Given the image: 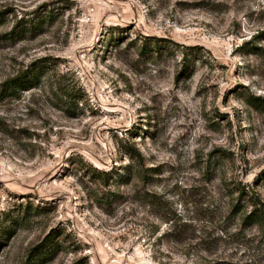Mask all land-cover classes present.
Masks as SVG:
<instances>
[{"label": "rangeland", "instance_id": "obj_1", "mask_svg": "<svg viewBox=\"0 0 264 264\" xmlns=\"http://www.w3.org/2000/svg\"><path fill=\"white\" fill-rule=\"evenodd\" d=\"M32 63L0 264H264V0H0V82Z\"/></svg>", "mask_w": 264, "mask_h": 264}, {"label": "trees", "instance_id": "obj_2", "mask_svg": "<svg viewBox=\"0 0 264 264\" xmlns=\"http://www.w3.org/2000/svg\"><path fill=\"white\" fill-rule=\"evenodd\" d=\"M17 35H18V31L17 29H14L8 36L11 38H15ZM145 45H143V51H145ZM40 69H41L40 65L38 66L37 64L35 65V63H32L30 64V66H28L27 68L16 74L15 76L1 81L0 98L16 97L22 91L30 90L32 88L37 87L38 80L41 75ZM261 104L263 105V103ZM98 174L104 176L107 179L112 178L113 176L111 174V170L98 171ZM250 217L252 216H248V218ZM253 218L256 219L257 221L263 220L262 215H256ZM46 242H47V238L44 242H42L43 244H40L38 247L34 249V251H32L30 258H32L33 254L39 251V248H41V252L43 251L51 252L50 250L55 248L52 245V242H47V243Z\"/></svg>", "mask_w": 264, "mask_h": 264}]
</instances>
